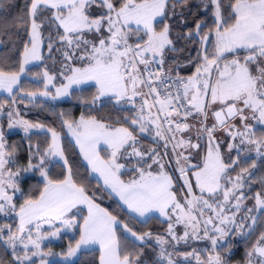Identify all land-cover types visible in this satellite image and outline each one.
<instances>
[{"label": "snow or ice", "instance_id": "snow-or-ice-1", "mask_svg": "<svg viewBox=\"0 0 264 264\" xmlns=\"http://www.w3.org/2000/svg\"><path fill=\"white\" fill-rule=\"evenodd\" d=\"M21 27L28 39L16 60L19 70H6L0 60V91L10 97L8 127L25 133L43 128L11 106L24 91L26 66L42 59L45 44L50 59L55 62L54 52L61 57L66 83L56 87L57 77L46 70L44 91L27 92L29 102L37 95L70 96L74 85L91 82L96 91L88 106L97 114L74 119L59 113L84 175L54 128L47 129L45 149L29 146L26 166L17 165V149L6 147L0 129V214L18 220L15 228L0 226L10 264H36L37 257L39 264H79L80 256L95 252L98 259L87 264H148L142 258L153 240L159 249L153 264H229L220 242L232 233L251 238L264 228V175L260 191H244L257 180L253 170L264 168V0H30L11 25L0 21V35ZM106 104L111 110L101 115ZM4 107L0 102V112ZM219 131L227 141L218 139ZM145 136L154 147L143 146ZM57 166L62 171L54 174ZM29 172L40 179L26 192ZM105 194L118 200L127 219L101 206ZM157 214L167 222L164 235L130 226ZM65 232L78 235L67 251L42 249L44 240ZM190 240L210 242L206 259L195 248L179 251ZM57 255L60 261L49 260ZM245 264H264V230Z\"/></svg>", "mask_w": 264, "mask_h": 264}, {"label": "trees", "instance_id": "trees-1", "mask_svg": "<svg viewBox=\"0 0 264 264\" xmlns=\"http://www.w3.org/2000/svg\"><path fill=\"white\" fill-rule=\"evenodd\" d=\"M197 0H193L195 4ZM0 3L4 4V8L0 9V21H6L9 25L13 23V18L18 14H21V10L25 8L26 3H30V0H0ZM195 11V9H193ZM49 35L47 28H45L44 36L45 38ZM9 36L11 39H9ZM0 39H3L4 43L0 47V60H3L4 66L7 69H12L18 71V65L16 64V60L18 58L19 52L22 51V41H26L28 39L27 35L25 34L24 29L21 27L19 29L12 28L7 35H0ZM13 44H15V50L13 48ZM58 59L61 60V57L58 53H55V62L53 59L49 57H45L43 62L39 67H33L29 69V73L31 74L30 80L25 81L22 83L24 86V92H31L35 88H42L43 82H35L32 77H35L38 73H42L43 67H47V69L51 71H58L56 63ZM54 67V68H52ZM41 76V75H40ZM95 87L90 86L84 89L76 90L72 97L63 102H48L39 100L36 103L29 102L28 99L24 98L23 102H20V98H18V103H20L19 113L23 117L24 120L31 122L32 124H40L43 125L45 133L41 132H31L29 134H25L23 132L12 133L7 136L6 144L9 150H11L12 146H15L17 149L16 152V159L18 166H26L28 157H29V146H32V150H35V147L38 145L41 150L45 149L47 145L51 142L50 133L47 132L48 128H54L58 133H60L63 137V147L65 148V154L68 156L69 160L79 166V172L81 175H84L86 172L85 166L82 162V158L79 155L78 148L74 147V142L66 135L65 128L61 127V121L59 118V113L63 112L69 118L79 119L81 114L87 115L90 111L92 114H97L96 111L90 109L88 106V102L91 101L92 97L95 95ZM19 97L20 96L19 94ZM1 99L5 102H9L10 99H7V96H3ZM6 104V107L8 106ZM28 105V106H27ZM99 107V105H97ZM111 110V105L106 104L105 107L100 112L101 115L107 114ZM3 126H6L8 122V117H4L2 120ZM145 140V139H144ZM145 140L142 142L143 146L146 147L148 141ZM233 158H235V154H233ZM15 168V167H13ZM62 169L57 166L53 169L54 174H59ZM255 177L257 180H254L250 183V185H246L244 191L247 195L252 196L257 191L261 190V185L258 182V178L264 175V168H260L258 166L257 169L253 170ZM239 172V168L236 169L235 172L232 173L233 176ZM32 179L25 181L22 184V187L25 191H29L33 189L35 185L39 182V176L31 175ZM127 178V177H125ZM92 186H95V178H92L90 181ZM252 200V199H248ZM254 202V200H252ZM251 201L247 205V207H252L254 203ZM19 202V201H18ZM118 201L113 197H108L105 194V198L101 202V206L108 208L110 211H113L114 214H119L123 218L127 219L126 213L120 212L117 208ZM244 213L241 212L237 215V222L240 221L241 215ZM255 214V213H254ZM1 221H7V223H11L12 219L6 218V220H0V226H2ZM250 223V221H249ZM264 223V221H262ZM130 226H133L139 232L150 231L154 235H164L167 229V222L161 220L159 217L156 219L149 220L146 224L139 223L137 221H132ZM247 231V227L244 229ZM264 230L262 227H257L256 232L251 236V238L239 236L237 234H233L230 238L232 244V252L224 253L222 249H219L223 255L228 259L229 264H245V253L247 250L250 249L251 245L255 242L256 238L258 237L260 231ZM75 239H78V235H64L60 242L51 243L46 246V249L54 250L57 254L67 251L68 245L70 242L74 244ZM236 237V238H235ZM229 241V242H230ZM150 246L144 249L145 256L142 258L148 261V264H153L155 260V252H158L159 249L155 245V241L149 242ZM183 244V243H182ZM182 244L178 245V249L181 252H184L182 249ZM211 245L209 244V249ZM155 250V252H154ZM11 251L9 249H5L3 245H0V260L4 261V264H10L12 257ZM236 254V255H235ZM99 253H91L88 255L80 256L78 261L79 264H87L88 261L92 260L93 258L98 259ZM56 261V260H55ZM193 261H195L193 259Z\"/></svg>", "mask_w": 264, "mask_h": 264}, {"label": "rangeland", "instance_id": "rangeland-1", "mask_svg": "<svg viewBox=\"0 0 264 264\" xmlns=\"http://www.w3.org/2000/svg\"><path fill=\"white\" fill-rule=\"evenodd\" d=\"M0 47H1V45H0ZM42 59L41 60H38V61H33V62H31L29 65H27L26 66V74H24V75H22V77H21V84L22 83H24L25 81H28V80H30V77H31V74L29 73V69L30 68H33V67H39L40 65H41V63L43 62V60H44V58L47 56V57H49V53H48V50H47V47H46V44H45V46L42 48ZM52 56L55 58V52L54 53H52ZM57 60H58V62L56 63V66H57V69H58V71L56 72L55 70L54 71H51V70H49V69H47V67H43V69H42V73H38L35 77H32V79L35 81V82H37V83H39V82H43V73L47 70L48 72H49V74L50 75H55L56 77H57V79L54 81V83L56 84V87H59L60 86V84H61V82H64V83H66V81H64L63 80V77H61L60 75H59V73H60V71H61V63H60V59H58L57 58ZM52 68H54V67H52ZM41 75V76H40ZM90 86H93L92 85V83L91 82H89V83H85V84H81V85H74L71 89H70V92H71V95L70 96H63V97H60V98H58V99H56V100H51V99H49V98H47V97H43V96H39V95H37L36 96V98H35V100L33 101L34 103H36L37 101H39V100H43V101H48V102H53V103H57V102H63V101H66V100H68L69 98H71L72 97V94L76 91V90H80V89H84V88H86V87H90ZM49 89H50V91L52 92V94L54 95L55 94V88H52L51 86H49ZM41 91H44V83H43V87L42 88H40V87H38V88H34L33 89V91H31V92H37V93H39V92H41ZM26 93L27 92H21L20 93V96H22V97H24V98H26V99H28L27 97H26ZM3 96H7V99H10V97H9V95L6 93V92H2V91H0V102H3L4 104L5 103H7V102H5V101H3V99H1ZM18 98H20V97H18ZM18 98H17V102L14 104V105H12L11 107L12 108H14L15 110H20V109H18V108H20L21 106H20V103H18L19 101H18ZM29 100V99H28ZM7 107H6V104H5V107H4V110H3V112H0V129H2L3 130V132H4V139H5V142H6V138H7V136L8 135H10V134H12V133H17V132H23V133H25L24 131H23V128L22 127H20V126H15V127H13V128H9L8 127V122H7V124H6V126H3V122H2V120H4V117H5V115H6V117H7V111H9V110H11L10 108H9V103H7ZM28 106V105H27ZM19 118H22L23 119V117L20 115V117ZM14 119H15V117H14ZM209 123L211 124L212 123V121L210 120L209 121ZM257 128H258V131H259V126H257ZM65 130H66V135L74 142V138L71 136V134L68 132V130L65 128ZM36 131H38V132H43V133H45L46 131H44V129H42V128H33V129H30L29 130V132L28 133H25V134H29V133H31V132H36ZM61 135V134H60ZM216 136L218 137V139H220V140H224V141H227V135H226V133L225 132H222V131H219V132H217L216 133ZM148 138H149V141H148ZM145 140H147L149 143H147V146L146 147H154L155 145L154 144H152V142H151V138L150 137H147V136H145V138H144ZM144 139H142V141H141V143L142 142H144L145 140ZM146 141V142H147ZM61 143H62V145H63V137H62V135H61ZM6 147H7V144H6ZM222 152H227V148H226V143L224 144V145H222ZM103 154V153H102ZM233 154H235V153H233ZM232 154V155H233ZM66 155V154H65ZM253 157L255 156V153H252L251 154ZM195 162V161H194ZM16 170V168H13V171H15ZM26 175H28V176H31V175H37V176H39V173L38 172H36V173H32V172H29V173H27ZM94 178V177H93ZM125 179H127V178H125ZM113 198H115V197H113ZM116 199V198H115ZM117 200V199H116ZM118 201V200H117ZM251 201L252 200H246V201H244V203L246 204V205H248L249 203H251ZM253 202V201H252ZM254 203V202H253ZM103 207V206H102ZM231 213H229V215H230ZM157 217H159L158 216V214H157ZM6 218H9V219H12V222L11 223H7V221H1V224H2V226H4V225H12L13 226V228H15V225L18 223V220L15 218V216H14V214H10V215H4V214H0V220H6ZM161 220H164L165 221V219L163 218V217H159ZM236 219H237V217H236ZM229 227H231V225H229ZM45 229H47V226H45ZM178 232L180 233V234H182V232H183V227L182 226H179L178 227ZM233 234H235V233H233ZM64 235H75V233H73V232H65V233H63L62 235H61V237L59 238V239H47V240H44L43 242H42V249L45 251V252H47L48 250L46 249V246H48L49 244H51V243H55V242H60L61 240H62V238L64 237ZM236 238V237H235ZM230 237L229 238H227V240H226V242L225 243H223L222 241L220 242V244H221V248H219V249H222V252H224L223 251V248H227L228 247V245H229V243L231 244V241H230ZM230 241V242H229ZM183 242H181L180 244H182ZM209 244H210V242L209 241H206V240H203V241H189L188 242V244H182V249H184L183 251L185 252V251H191L193 248H195L197 251H199L200 252V254H201V256H202V258H204V259H206L207 258V255H208V252L210 251V249H209ZM211 245V244H210ZM232 245V244H231ZM218 249V250H219ZM233 248L231 247V251L230 252H232L233 250H232ZM10 251H11V249H9ZM169 251H172V248L171 247H169V249H168ZM52 251V250H51ZM52 252H54V253H56L54 250L52 251ZM221 252V255H223V253ZM224 253H226V252H224ZM227 254V253H226ZM229 255H230V253H229ZM236 255V254H235ZM175 258V257H174ZM35 259V261H36V264H39V258L37 257V258H34ZM79 259V258H78ZM49 260L50 261H60V256L59 255H57V256H55V257H49ZM192 264H195V261H193L192 260ZM232 264H235V263H232Z\"/></svg>", "mask_w": 264, "mask_h": 264}, {"label": "water", "instance_id": "water-1", "mask_svg": "<svg viewBox=\"0 0 264 264\" xmlns=\"http://www.w3.org/2000/svg\"><path fill=\"white\" fill-rule=\"evenodd\" d=\"M232 235H233V233H232V234H231L229 237H231ZM229 237H228V238H229ZM226 240H227V238H226ZM226 240H225V241H222V242H223V243H225V242H226Z\"/></svg>", "mask_w": 264, "mask_h": 264}]
</instances>
